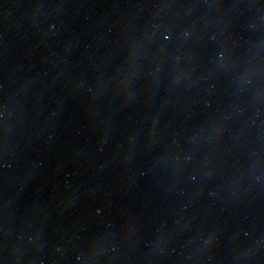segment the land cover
<instances>
[{
	"label": "water",
	"instance_id": "obj_1",
	"mask_svg": "<svg viewBox=\"0 0 264 264\" xmlns=\"http://www.w3.org/2000/svg\"><path fill=\"white\" fill-rule=\"evenodd\" d=\"M0 264H264V0H0Z\"/></svg>",
	"mask_w": 264,
	"mask_h": 264
}]
</instances>
